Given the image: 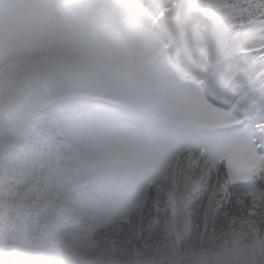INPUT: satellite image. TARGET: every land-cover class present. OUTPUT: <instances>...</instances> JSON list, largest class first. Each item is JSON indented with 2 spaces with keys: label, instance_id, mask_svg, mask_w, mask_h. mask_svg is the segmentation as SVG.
Here are the masks:
<instances>
[{
  "label": "snow or ice",
  "instance_id": "snow-or-ice-1",
  "mask_svg": "<svg viewBox=\"0 0 264 264\" xmlns=\"http://www.w3.org/2000/svg\"><path fill=\"white\" fill-rule=\"evenodd\" d=\"M0 264H264V0H0Z\"/></svg>",
  "mask_w": 264,
  "mask_h": 264
}]
</instances>
